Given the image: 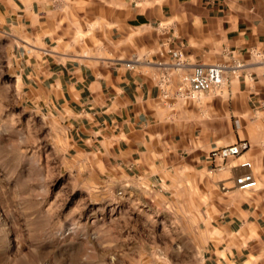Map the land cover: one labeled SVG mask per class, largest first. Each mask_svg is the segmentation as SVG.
Returning a JSON list of instances; mask_svg holds the SVG:
<instances>
[{"label": "crops", "instance_id": "obj_1", "mask_svg": "<svg viewBox=\"0 0 264 264\" xmlns=\"http://www.w3.org/2000/svg\"><path fill=\"white\" fill-rule=\"evenodd\" d=\"M2 3L0 17L15 15L26 43L42 47L27 87L86 124L87 142L112 145L198 207L201 264H264V0ZM217 63L245 66L197 101L177 94L196 67ZM240 141L250 148L214 168L211 152ZM247 173L257 186L233 191Z\"/></svg>", "mask_w": 264, "mask_h": 264}, {"label": "rangeland", "instance_id": "obj_2", "mask_svg": "<svg viewBox=\"0 0 264 264\" xmlns=\"http://www.w3.org/2000/svg\"><path fill=\"white\" fill-rule=\"evenodd\" d=\"M18 21L0 17V264H201L198 207L27 87L42 47Z\"/></svg>", "mask_w": 264, "mask_h": 264}, {"label": "built area", "instance_id": "obj_3", "mask_svg": "<svg viewBox=\"0 0 264 264\" xmlns=\"http://www.w3.org/2000/svg\"><path fill=\"white\" fill-rule=\"evenodd\" d=\"M262 44L264 46V41ZM255 54L259 55V53L256 52ZM127 66L129 68H133L132 63H127ZM244 66V63H239L234 67H230L225 63L198 66L193 70V72H191L187 81L178 86L177 94L185 100L197 101L204 93L218 91L221 89L224 83V74L226 71L231 70L233 73H236V71L244 68ZM261 110L264 112V104L261 105ZM249 148L250 145L247 141H240L236 144L214 150L211 156L213 158H221L223 160L232 159L241 156ZM242 166L251 168V163L245 162ZM236 184L241 189H252L257 186V181L252 174L247 173L238 177L236 179Z\"/></svg>", "mask_w": 264, "mask_h": 264}]
</instances>
